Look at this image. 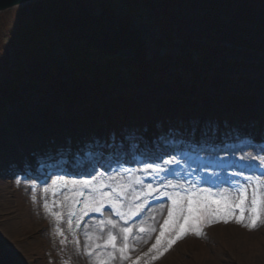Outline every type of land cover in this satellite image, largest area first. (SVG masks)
Listing matches in <instances>:
<instances>
[{
    "label": "rangeland",
    "instance_id": "374dc122",
    "mask_svg": "<svg viewBox=\"0 0 264 264\" xmlns=\"http://www.w3.org/2000/svg\"><path fill=\"white\" fill-rule=\"evenodd\" d=\"M60 1H62L60 4L63 6L64 11L75 10L76 0H57V2ZM107 1L113 2L115 7L128 9L124 0ZM158 1L150 0V4L156 8L157 13H160ZM174 1L177 5L187 7L192 4L193 0ZM44 2L23 5L0 14V38L6 43V49L9 54L14 49L12 45L16 48V37L22 30L30 38L36 37L37 33V36L40 37L44 35L42 34L43 31L50 25L53 27V24L58 19L61 17L71 18L73 15H60L59 11H57V5H54L55 2H53L54 4ZM100 2L105 4L103 0H79V3L83 4L88 10L92 8L102 9L99 5ZM140 2L141 4L133 5L130 10L135 9L137 6L148 10L147 1L140 0ZM142 2H145V6ZM232 3H234L233 13H239L240 9L244 10L243 7H246L250 14L251 19H249L252 23L253 31L262 33L261 30H263L264 32V0H232ZM243 12L245 13V11ZM149 15L153 16L148 18L144 17L143 13H133V25L135 29L141 31L139 35L142 36L140 38L146 47L148 56L150 58L155 55L164 57L168 49L161 46L163 37L159 22L162 18L157 16L156 13H149ZM8 46L9 48H7ZM241 50V54L233 52L224 54L225 58L239 62L238 65L227 67V73L232 79L226 80L227 84L224 86H231L230 90H228L230 94L237 92L249 97H252L258 90L259 97L255 106L250 107V109L243 106L244 109L242 110L251 119L264 122V65L261 64L264 54L261 51H254L256 49H251L250 47H245ZM247 51H254L253 55L245 54ZM55 53L58 55L57 51ZM123 53L129 54L130 51L126 50ZM2 72L4 73V71ZM114 76L113 87L117 96L126 98L139 95L136 92L139 91L140 87L130 74L123 73L117 69L114 72ZM170 77L174 78L172 75ZM241 78L245 80H241ZM185 79V85H190L192 76L190 78L189 75ZM210 83H213V81H208V84ZM149 85L150 83H148ZM167 85L168 83H163L159 90L166 89L169 87ZM257 86H259V89H257ZM151 87L152 85L149 89ZM169 88L171 90L174 89L173 86ZM222 88V85L218 89L210 85L209 90L212 94H215ZM36 89V84H32V82L27 83L22 88L25 104L28 105L29 112L33 118H37L40 115L39 110L34 109L35 105L41 101V94L37 96L32 93ZM31 97L33 102H30ZM44 102L53 108L52 116L58 122H63L62 111L64 102L62 99L50 93L45 96ZM124 105L122 109L119 106L122 113L127 109ZM94 106L98 108L101 107V104L95 103ZM16 107L14 106V108ZM156 107L155 112H158L159 106L152 105L149 100L146 103H142V111L139 110L135 116L141 117L142 113L146 112L147 109L151 111ZM5 112L3 110L4 117ZM13 113L16 114L17 109L8 108L7 114L13 115ZM180 113L177 112L174 118H179ZM133 114L132 110L128 109L124 116L131 118L134 116ZM157 114L162 115L160 112ZM80 115L88 117L87 114H83L81 111L78 112V116ZM100 115L102 116V113ZM93 120L95 123L100 121L98 116ZM128 125H122L119 128L125 129ZM171 125L178 128L176 123ZM87 126L89 124L82 125L79 129L77 143L80 145L84 143V139L87 138L89 133L98 131L95 129L89 131L85 128ZM2 127L8 133V137L4 138L3 147L0 149V153H3L2 160H4H0V164H2V166L0 165L2 169L0 171V185H2L0 186V260L2 262L0 261V264H102V262L103 264H264V214H262L256 228L249 229L244 226L250 220L251 214L248 209L250 208L254 185L249 186L245 194L246 199L243 207L246 210L243 213L244 220L242 223H236V219L240 217L241 213L240 208H234L232 215L228 217V223H224L223 219L220 222H215V218L212 216H205L199 224L190 223L189 231L170 248L167 247L168 241L175 238V231L164 230L162 238L160 235L157 237L152 236L159 217H163L166 220L169 209L173 207L171 202L170 204H164L165 206H159V209L152 210L154 207H151L150 204L153 200L162 198V196L166 197L165 193L180 191L181 194H184L183 190L187 189L198 194H206L204 190H207V192L213 194V198H219L223 194L233 204H238L239 196L235 189L239 185L247 184L245 177L252 176L253 180H255L256 173L253 171L254 169L250 171V174H240L236 171L226 170L207 171L214 179L221 182H218V186L216 184L212 188H204L198 183V177L195 175L190 177L192 184L174 175L179 173V166L182 162L180 158L182 157L170 156L166 158L163 155H159L157 158L162 159L160 163H151L149 159L141 167H130L125 163H120L111 165L107 171L96 169L90 175V178L83 174L71 178L66 177L69 174L68 172L66 173L68 169L64 171L61 169L54 170L44 164L42 165L41 161L38 160L34 162V166L31 167L32 170L23 168L22 166L27 162V158L23 159L25 157L24 150L16 140L12 128H9L6 123V118H3ZM156 127L163 128V126ZM231 128H234L233 124ZM191 130L195 133L198 132L197 129ZM102 132L101 128L100 134L95 136L97 142H104L103 137L105 135L101 134ZM37 133L34 134L32 132L31 134L41 141V135H36ZM170 133L174 137L172 130H170ZM62 134L60 133L59 136L54 137V140H63ZM248 135L249 137L251 136L250 132H248ZM254 136L252 135L251 137L255 138ZM231 138L232 141L238 139L236 135ZM29 141L31 140L29 139ZM232 141L225 144L226 146H231L224 147L226 151L223 153L216 155L205 153L200 156V160L183 162V166L187 170H191V165L199 168L198 162L201 160L208 159L210 161L215 159L220 162L231 161L233 164H241L249 168L258 167L259 170H264V163H262L264 161V146L259 147L256 145L257 147H251L252 145L249 146L250 144L247 142L236 141L234 143ZM213 149H217L215 143L206 152H211ZM83 152H87V150ZM129 152L132 154L131 160L134 162L135 157L133 155H136V151L129 146ZM13 154L21 156V162L16 165L17 167H15L14 171L7 168L11 162L10 157ZM31 154H33V151H31ZM43 156L50 158V156L45 154ZM165 161H171V163L166 164ZM91 167L98 168L95 163L89 160L87 163L88 170L92 171ZM171 167L178 168L171 172ZM155 169H159V171ZM259 176L264 180V173ZM53 181H57V183L53 184ZM85 181L88 182L87 185H85ZM147 181L149 182L147 183ZM149 184L152 185L153 190L158 189L159 191H153L149 195ZM166 185H175L176 187H166ZM45 188L48 189L47 192L44 191ZM113 188L123 190L121 201H117L120 211L125 213L123 218L119 216L118 219H115L111 214L107 213V207H112L110 200L105 199L102 202L100 200L101 193L111 192ZM96 189H99V191H96ZM260 191L264 193V187ZM93 198H95V202H93ZM45 204L48 205L47 208ZM138 205L140 206L139 210H137ZM95 207H101V210L106 213L104 219L99 220L90 216L92 209ZM132 213L137 214L133 215ZM125 220L128 222L125 223ZM109 221L112 223H109ZM113 224H115V227H113ZM124 228H130L131 232L125 234L123 232ZM141 228L144 229L143 232L140 231ZM194 230H199L202 235L197 236ZM110 234L116 237L115 248L108 245ZM126 235L127 239H125ZM157 238H161V243L156 248H153ZM125 246L126 250L122 254L120 249L125 248ZM22 247L26 252H24ZM165 248H167V251H164ZM161 252L163 255H161ZM89 253L91 254L89 255ZM153 257L157 258L153 259Z\"/></svg>",
    "mask_w": 264,
    "mask_h": 264
},
{
    "label": "trees",
    "instance_id": "16d2710c",
    "mask_svg": "<svg viewBox=\"0 0 264 264\" xmlns=\"http://www.w3.org/2000/svg\"><path fill=\"white\" fill-rule=\"evenodd\" d=\"M103 2L102 12H96L99 15L75 11L71 18L58 19L40 37L37 33L30 38L22 30L10 54L0 38V104L20 99L22 81L36 82L41 91L68 95V99L76 101L88 91L101 93L100 75L110 86L118 67L144 83L148 77L166 75L175 67L195 74L218 70L225 64V52L239 47H264V40L253 39L257 35L263 37L264 33H255L250 19H242L243 10L233 13L232 0H193L175 13L176 23L159 22L162 42L169 52L165 57L156 55L149 60L141 31L133 25L132 11L111 7L107 0ZM226 2L231 4L229 10ZM163 10L174 16L168 5ZM124 50L131 54H122ZM56 51L62 53L61 59L56 57ZM34 124L28 115L27 127Z\"/></svg>",
    "mask_w": 264,
    "mask_h": 264
},
{
    "label": "snow or ice",
    "instance_id": "6c2138e0",
    "mask_svg": "<svg viewBox=\"0 0 264 264\" xmlns=\"http://www.w3.org/2000/svg\"><path fill=\"white\" fill-rule=\"evenodd\" d=\"M166 164L171 163V161H165ZM264 163V161H262ZM156 171H159V169H155ZM245 180L247 181V184L239 185L235 190L238 193L239 196V203L233 204L229 198L223 194L219 198H213V194L210 192H207V190H204V193L206 194H198L197 192L189 191L187 189L183 190L184 194H181L180 191H176L174 193H165L172 201L173 207L169 209L168 211V218L164 221V225L162 226V230L160 233V237L162 238L164 236V230L167 231H175L176 235L174 239H170L168 241L167 247L170 248L174 243H176L177 240L182 239L183 236L189 231V224H199L205 216H212L215 218V222H220L221 219H223L224 223H228V217L232 215L234 208H240V217L236 219V223H242L244 220L243 213L246 210L243 205L245 204L246 199V192L247 188L249 186H253V191L251 195V201H250V208L248 209L250 211V220L247 224L244 226L249 229H254L257 227L258 222L261 220L262 214H264V193H261L260 189L264 187V180L261 179L260 176H256L255 180H253L252 176L245 177ZM57 181H53V184H56ZM88 182L85 181V185H87ZM171 186L175 188V185H166ZM103 187V185H102ZM149 192L148 194L151 195L153 191L158 192L159 190H153L152 185H148ZM45 192L48 191L47 188L44 189ZM96 191H99V189H96ZM122 189L117 190L116 188H113L111 192L108 193H101L100 200L101 202L105 199L110 200L111 206L116 211V215L121 216L122 218L125 216L124 212L120 211L119 204L117 203L118 200L122 198ZM82 194V193H81ZM93 202H95V198H93ZM102 206V204H101ZM45 207L47 208L48 205L45 204ZM140 209V206H137V210ZM93 211L100 212L101 207H95L92 209ZM133 215L137 213H132ZM57 218L59 219V216L57 215ZM181 220L183 221L181 223ZM128 221L125 220V223ZM211 222V221H210ZM69 223H71L69 221ZM109 223H112L109 221ZM113 227H115V224H113ZM141 232L144 231L143 228L140 229ZM195 234L197 236L202 235V233L199 230H194ZM123 232L125 234L130 233V228H124ZM161 238H157L156 244L153 245V248H156L161 243ZM125 239H127V235L125 236ZM116 237L109 235L108 239V245H111L113 248L116 247ZM63 243V241H62ZM107 246V245H106ZM126 250L125 248L120 249L121 253L123 254ZM164 251H167V248L164 249ZM91 253H89L90 255ZM147 255V254H146ZM161 255L163 253L161 252ZM111 256V254H109ZM125 259H127L126 256H124ZM157 257H153V259H156ZM103 264V262H102Z\"/></svg>",
    "mask_w": 264,
    "mask_h": 264
},
{
    "label": "bare ground",
    "instance_id": "6f19581e",
    "mask_svg": "<svg viewBox=\"0 0 264 264\" xmlns=\"http://www.w3.org/2000/svg\"><path fill=\"white\" fill-rule=\"evenodd\" d=\"M54 2H55V5H57L56 7H57V11H59L58 13L60 14V15H64V14H73L74 12L73 11H64V8H63V6L60 4V2H57V0H53ZM13 2H16V1H11V0H2L1 2H0V7L1 6H4V5H7V4H9V3H13ZM38 2H41V1H36V2H34V3H38ZM154 2V1H153ZM175 1L174 0H159L158 2H157V4H158V6H159V8H160V15H158L159 17H161L162 18V20L163 21H165V22H167V23H169V22H172V23H176V19H175V13L176 12H180L181 10H182V8H184V6L182 7V6H180V5H177V4H175L174 3ZM34 3H31V4H34ZM151 2H150V0L149 1H147L146 2V6L148 7V9L150 10V11H154V13H157V10H156V8L152 5V4H150ZM28 5H30V4H28ZM164 5H168L169 6V8H170V10H171V12L174 14V16L173 15H171L170 13H168V12H165L164 10H163V7H164ZM235 6V5H234ZM16 8H19V7H21L20 5H19V7L18 6H15ZM14 7V8H15ZM221 6L219 5V6H217V9H219ZM226 7H227V9L229 10L230 9V7H231V4L230 3H228V2H226ZM15 8V9H16ZM244 8V10L243 11H245V14L243 15V17H242V19H244V20H247V19H249L250 18V14H249V11L246 9V7H243ZM11 9H13V8H11ZM6 11H4V12H1V14H3V13H5ZM166 14H168V15H166ZM195 14H196V12H195ZM198 19V18H197ZM199 23H200V20H199ZM126 50H124L123 52H125ZM125 55H127V54H125ZM95 60H94V58H92V62H94ZM43 92L45 91V90H42ZM39 92V91H38ZM33 98L31 97V99H30V102L32 101L33 102V100H32ZM45 99V95L43 94L41 97H40V100L42 101V100H44ZM41 101H39V103H37L36 105H35V107L37 108L40 104H42V107L43 108H45L46 107V105L47 104H45L44 102H41ZM77 109H78V107H76ZM112 108H115V106H113V107H111V109ZM263 108H264V105H263ZM48 115H47V117L48 118H51L52 117V113H51V111H49V113H47ZM39 116H42L41 114L39 115ZM1 129V128H0ZM161 141L158 137H156V135H155V140L154 141ZM68 142V141H67ZM117 144H120V143H117ZM156 146H157V144H156V142H154V144H153V146L151 147L152 149L155 147L156 148ZM48 147H50L49 145H48ZM64 148V146L63 147H61L59 150L57 149L56 151H52L51 149H55V148H52V147H50L48 150H45V151H49L50 152V155H54L55 157H56V159L57 160H60L61 159V157L62 156H64V155H69V154H72V153H76V152H78L79 150H80V148L78 147L77 149H69V147L67 146V144H66V149H64V150H62ZM138 150L140 151L141 150V147L140 148H138ZM153 150H156V149H153ZM158 152V151H157ZM74 158H75V160L77 161V162H80L81 160L80 159H78L77 157H76V155H74ZM82 165V164H81ZM0 186H2V185H0ZM160 207H157V208H155V209H159ZM23 248V247H22ZM23 250H24V252H26V250L23 248ZM19 253H20V250H19ZM21 255H22V253H20ZM18 259H20V257H18Z\"/></svg>",
    "mask_w": 264,
    "mask_h": 264
},
{
    "label": "water",
    "instance_id": "95a60500",
    "mask_svg": "<svg viewBox=\"0 0 264 264\" xmlns=\"http://www.w3.org/2000/svg\"><path fill=\"white\" fill-rule=\"evenodd\" d=\"M2 0H0L1 2ZM11 1H16V2H13V3H9L7 5H4V6H1L0 7V13L1 12H4V11H8L10 10L11 8H14L15 6H23V5H27V4H31V3H34L36 1H41V0H11ZM16 8V7H15Z\"/></svg>",
    "mask_w": 264,
    "mask_h": 264
}]
</instances>
